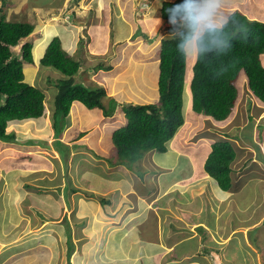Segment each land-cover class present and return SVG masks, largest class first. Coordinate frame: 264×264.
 <instances>
[{
    "label": "rangeland",
    "instance_id": "rangeland-1",
    "mask_svg": "<svg viewBox=\"0 0 264 264\" xmlns=\"http://www.w3.org/2000/svg\"><path fill=\"white\" fill-rule=\"evenodd\" d=\"M91 1L5 0L7 5L0 2V16L34 25L32 34L14 51L20 54L24 42L33 43L35 62L25 67V80L46 95L44 116L36 121L11 124L7 131L15 133V141L7 147L0 143V264H103L107 255L109 264H114L122 259L114 252L117 245L123 247L125 243L134 251L144 242L139 236L140 224L147 222L144 226L150 227L147 233L151 236L156 226L160 234L166 231V235L175 225L183 226L180 223L192 222L200 214L210 215L209 226H214L212 216L215 217L218 227L211 230V235L217 233L219 242H232L223 253L210 234L200 229L203 235L195 243L203 241L201 253H210V246L214 248L211 258L213 254L217 256L214 262L220 258L222 264H241L247 256L246 264H264V244L255 245L264 233V225L249 231L264 214V180L260 178L264 177V170L259 168L264 165V104L252 95L244 79L238 84L237 103L224 122H211L187 112L189 93L185 90V125L168 143L167 153H147L134 165L142 174L127 166H113L96 156L115 154L110 133L121 127L122 113L116 111L105 121L95 110L76 103L69 113L70 126L60 137L70 147V155L63 162L55 148L53 128L57 92L54 82L60 75L39 62L54 37L60 38L62 47L74 59L81 60L78 80L87 86L105 88L109 101L121 97V102L137 105L156 103L158 97L160 44L167 26L160 17L163 1L156 7L157 0H117V5L113 0L112 5L118 6L121 13L112 9L111 4L96 0L95 4L104 6L101 14L95 13ZM123 13L132 19L130 38L126 36V22L120 17ZM256 19L264 22L260 14ZM193 62L194 58L188 60V75ZM99 64L111 69H96ZM84 127L88 133L79 136V132L87 130ZM95 129L98 139L91 134ZM224 138L236 148L234 167L240 171L233 174L231 192L208 194L214 181L206 177L202 164L212 144ZM96 147L102 153L96 149L93 152L91 148ZM33 155L49 163V168L32 169ZM249 159L254 164L248 162L245 166ZM242 166L246 168L241 169ZM255 175L258 180L252 179ZM68 179L78 192L66 189L64 193ZM204 180L207 183L202 185ZM59 185L61 193L57 192ZM234 229V235L229 237L222 233ZM68 234L74 247L70 262ZM117 235L123 236L116 243L113 239ZM235 237L241 241L240 245L233 242ZM135 252L147 255L146 250ZM150 259L149 264H153ZM191 261L190 256L182 263Z\"/></svg>",
    "mask_w": 264,
    "mask_h": 264
},
{
    "label": "trees",
    "instance_id": "trees-1",
    "mask_svg": "<svg viewBox=\"0 0 264 264\" xmlns=\"http://www.w3.org/2000/svg\"><path fill=\"white\" fill-rule=\"evenodd\" d=\"M0 2L7 5L5 0ZM175 2L177 0L163 1L160 10V17L168 27L166 26L167 31L163 30L161 38L156 103L126 104L121 102L123 101L121 97L116 98L117 100L110 98L109 101L105 88L87 86L86 83L78 80V72L82 67L81 61L74 59L62 48L59 37L51 40L40 63L43 67L52 68L60 75L54 82L57 92L54 99L53 128L57 139L55 148L64 163L70 155V147L62 142L60 137L70 126L69 113L76 103L87 110H95L97 114L99 113L98 116L105 117V121L112 118V114L116 111L118 114L122 113L124 122L121 127L110 133V142L115 147V154L105 153L103 156L100 154L96 156L113 166H127L138 174L142 172L134 168V165L149 152L167 153L168 143L184 126L185 90L189 93L190 114L203 116L211 122L212 120L224 122L229 119L239 97L238 84L242 79L246 81L252 95L264 104L262 58L264 56V22L250 20L239 10L231 12L230 14L239 18L242 24L248 25L251 31L242 36L243 29H233L230 51L221 54L210 53L200 62H197L195 58L188 75V60L181 59L177 54V37L172 31L173 26L168 22L166 12V8ZM33 31L34 25L28 22L8 21L3 15L0 16V143H3V147H7L16 139L15 133L7 131L11 124L36 121L45 113V93L25 80V64H34L33 43L24 42L19 49L20 54H15L21 41L29 37ZM102 68L110 70L111 66L99 64L96 67V69ZM242 73L243 77H241ZM122 85L124 86V83ZM186 85L187 88H185ZM107 104L108 107H106ZM84 129L87 128L84 127ZM96 130L98 129L91 133L95 137H97ZM87 133L88 129L79 132L78 135L84 136ZM226 135L229 136L228 133H225ZM231 135L237 138V135ZM97 139H95L96 142ZM211 148L209 154L206 152L203 169L217 181L222 190L228 191L233 185V174L240 171L234 167L238 156L236 148L226 138L213 143ZM91 149L93 152H95L94 149L101 152L100 147ZM248 162L254 164L253 159H249L244 165L246 166ZM49 166L50 164L39 155L32 156V169H47ZM243 168L246 167L242 166L241 169ZM58 188L57 192L61 193V185ZM64 188V193L66 189L71 193L78 192L70 179ZM40 191L42 193L44 189L41 188ZM68 195L63 198L66 199ZM101 201L110 204L107 200ZM59 202L62 201L59 200ZM156 228L153 236L149 235L148 231H144L143 239L150 236L149 240H152L151 238L156 236ZM67 238L70 262L74 247L71 234H68Z\"/></svg>",
    "mask_w": 264,
    "mask_h": 264
},
{
    "label": "clouds",
    "instance_id": "clouds-1",
    "mask_svg": "<svg viewBox=\"0 0 264 264\" xmlns=\"http://www.w3.org/2000/svg\"><path fill=\"white\" fill-rule=\"evenodd\" d=\"M222 5H223V0H177V2L171 4L169 7L166 8L168 22L169 24L173 26L172 31L177 37L176 51H177L178 56L181 59L190 60L194 58L195 60L196 58L197 62H200L201 60L206 58L210 53H213V52L217 54L227 53L228 51H230L232 47L233 29H236V28L243 29L244 31L241 33L242 36L247 35V33L251 31L249 26L242 24L239 18H237L235 15L222 12L221 11ZM165 31H167L166 28H165ZM45 51L43 52L41 58L44 56ZM78 61H81V60H78ZM28 65H34V64H25L24 72H25V67ZM191 67H192V64H191ZM25 78H26V73H25ZM186 88H187V85H186ZM183 110H184V107H183ZM188 111L189 110H188V104H187V112ZM184 119H185V116H184ZM185 122H186V119H185ZM207 154H209V152ZM206 155H205V158H206ZM263 155H264V152H263ZM263 159H264V156H263ZM261 166H262V169L264 170V165L261 164ZM202 171L205 173L206 177L211 178L214 181L213 189L210 190L209 193L231 192L232 188L229 189L228 191L222 190L220 186L218 185L217 181L211 176H209L208 174H206L205 170L203 169V164H202ZM253 178L255 180L259 179V177L256 175L253 176L252 179ZM260 178L264 180V177H260ZM233 184H234V178H233ZM202 215L203 214H200L196 219H194V221L196 220L197 221L195 225H193V227H191L190 225L188 226L187 223H183L182 224L183 226L175 225L176 227L172 230H176L181 227L178 230L179 237L181 233H183L184 231H188L191 234L192 232H196L198 235L202 237L203 231L200 229H203L204 232L206 234L207 233L210 234L209 237L212 238L213 241H215L214 239L216 238L215 236L217 235V233L211 235V229L209 228V225L207 224L208 217L210 215H206L204 217ZM212 218H213L214 225H216L217 222L215 221V217L212 216ZM143 222H146V221L143 219ZM144 224H140V231L142 232V235H144L143 234L144 231L150 230V227L144 226ZM260 226L261 225H259L258 227ZM156 227H157L156 236L152 237L151 238L152 240H155L158 238L159 228L158 226ZM258 227H256L254 230H257ZM216 228L217 226H215V229ZM249 231H247L246 233L249 234L248 233ZM148 239H150V236L148 237ZM258 246H261V244H258ZM208 247L209 249L212 248V250L210 251V255H211L214 248L210 246Z\"/></svg>",
    "mask_w": 264,
    "mask_h": 264
},
{
    "label": "crops",
    "instance_id": "crops-1",
    "mask_svg": "<svg viewBox=\"0 0 264 264\" xmlns=\"http://www.w3.org/2000/svg\"><path fill=\"white\" fill-rule=\"evenodd\" d=\"M95 1L96 0H92L90 2V4L94 5L93 7H94V10H95V13H100L101 14L102 11H103L104 6H102V8H101L99 5L95 4ZM98 1H102V2H104V4H105V2L109 3V4H111L112 9L114 8V10H116L117 12H119V10H120V12L122 13V10L119 9L118 6L115 7V5H117L116 4L117 0L116 1L115 0L114 1L113 0H98ZM112 1H113V4H115V5H112ZM159 1H171V0H157L156 7H157ZM259 4L261 6L257 7V5H259ZM261 8H263V9H261ZM260 9L264 12V0H223V5H222L221 11L224 12V13L230 14L233 11L239 10V11L243 12L244 14L247 13L246 16L250 20H257L256 18H257V15H259V14L262 17H264L263 12L259 11ZM153 11H155V10H153ZM71 14H72L73 17L75 16L73 12ZM120 17L123 18V20L126 22V27H127V31H128L126 36L128 38L129 37L128 34L130 33V29H131L132 19L131 18H126L124 16V13ZM125 18L128 20V22H127V20H125ZM113 24H114V20H113ZM61 38H63L62 35H61ZM62 48L64 50L66 49L65 46L62 47ZM89 51H91V50H89ZM203 182L204 183H202V185L206 184L207 180H204ZM189 192L192 193L193 191L189 190ZM204 192L205 191H203L202 194ZM199 194H201V193H198V195ZM208 194H210V193H208ZM184 198H190V196H184ZM253 200H254V197H253ZM208 202H213V201H208ZM197 205H205V206H207L208 203L207 204L206 203H198ZM64 206L65 205L63 203V207ZM61 208H62V205H61L60 209ZM196 218L197 217L193 218L192 222H187V225L188 226L190 225L191 227H193V225H195V223H196V221H194V219H196ZM259 218H260V220H258V218H257V220H258L257 223H253L252 224V226L249 229L250 231L254 230L259 225H261V226L264 225V214H263V216H260ZM180 224H183V223H180ZM217 227H218V225H217ZM180 228H178L176 230H171V232L168 233L169 235H166V236L164 235L166 233V231H164L163 234H160L159 230H158V238L157 239H155V240H149L148 238L144 239V242L142 244H140V246L136 250H139V249L146 250L147 251V255L146 256L139 255L138 252H135L136 250L131 251L130 249L132 247L129 248L127 246V244H125V243L123 244V247H120V245H117L116 246V250L114 252L119 253V258H122V259L119 262H116L114 264H142V263L143 264H145V263L149 264L151 262L150 257L152 258L153 264H184V262L182 263L183 259L186 258V257H190V256L193 258V261L185 262V263H187V264H222L220 258H218L215 262L213 261L214 257L217 258V256H215L214 254H213L214 257L212 256L213 257V259H212L211 258L212 254L210 255V253H204V254L201 253L203 241L195 243V240H197V238L199 239L201 237L200 235H198L196 232H192V234H191L188 231H184L183 233H181V235L179 237L178 236V232H179L178 230ZM209 228L211 230H214L215 229V225L214 226H209ZM258 229H259V227H258ZM235 230L236 229H234L232 232H230V230H228V231H225V232H222V233H225L229 237L230 235H234V231ZM160 235L162 236L161 238H160ZM246 235L248 236L249 234L246 233ZM263 235H264V233L257 240L255 245H258V244H262L263 245L264 244ZM118 236L119 235H117L113 239V242L117 243V241H119L122 238L123 235H120L121 236L120 238H118ZM139 236L141 238H143L141 231L139 233ZM242 236L244 237V235H242ZM214 240H215L214 241L215 245L217 247H219L220 250H223V253H226L227 245L229 243H232V242H229V243H227V242H219V240L217 238H215ZM127 241H128V239H127ZM234 241H237L238 245L241 244V241L237 237H235L233 242ZM242 242H245V240H242ZM113 245H115V243L110 245L111 249L113 248ZM223 257H224V254H223ZM248 258L249 257L244 256L243 262L241 264H246V260ZM153 259H154V261H153ZM102 262H103V264H109L110 257L108 255L105 256V258H104V260ZM105 262H107V263H105Z\"/></svg>",
    "mask_w": 264,
    "mask_h": 264
},
{
    "label": "bare ground",
    "instance_id": "bare-ground-1",
    "mask_svg": "<svg viewBox=\"0 0 264 264\" xmlns=\"http://www.w3.org/2000/svg\"><path fill=\"white\" fill-rule=\"evenodd\" d=\"M74 105H75V104H74ZM72 107H73V106H72ZM72 107H71V108H72Z\"/></svg>",
    "mask_w": 264,
    "mask_h": 264
}]
</instances>
